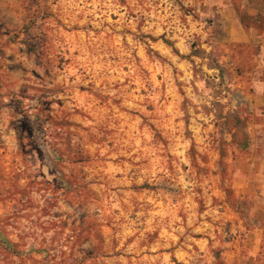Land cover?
Instances as JSON below:
<instances>
[{
    "label": "rangeland",
    "instance_id": "rangeland-1",
    "mask_svg": "<svg viewBox=\"0 0 264 264\" xmlns=\"http://www.w3.org/2000/svg\"><path fill=\"white\" fill-rule=\"evenodd\" d=\"M263 32L264 0H0V264H264Z\"/></svg>",
    "mask_w": 264,
    "mask_h": 264
},
{
    "label": "trees",
    "instance_id": "trees-1",
    "mask_svg": "<svg viewBox=\"0 0 264 264\" xmlns=\"http://www.w3.org/2000/svg\"><path fill=\"white\" fill-rule=\"evenodd\" d=\"M242 22H243V18H242ZM166 44L169 45L170 47H174L172 43H170L169 41H166ZM192 53L190 55V57H197V58H201V59H207L206 57L208 56V54L205 51L202 50H197L196 47H192ZM175 52L178 54V51L175 50ZM209 69L210 70H217L219 72L220 75V83L221 84H225L227 81V74L225 73V71L222 69V67L217 64V63H209Z\"/></svg>",
    "mask_w": 264,
    "mask_h": 264
},
{
    "label": "crops",
    "instance_id": "crops-1",
    "mask_svg": "<svg viewBox=\"0 0 264 264\" xmlns=\"http://www.w3.org/2000/svg\"><path fill=\"white\" fill-rule=\"evenodd\" d=\"M258 45L261 46V49H262V58H264V32L263 34L260 36L259 33H258ZM260 65H262L261 67L263 68L264 67V61H258ZM261 240V239H259ZM258 240V242H259Z\"/></svg>",
    "mask_w": 264,
    "mask_h": 264
}]
</instances>
